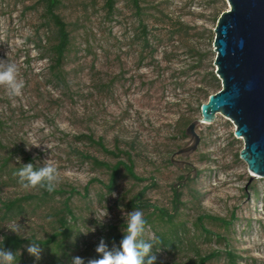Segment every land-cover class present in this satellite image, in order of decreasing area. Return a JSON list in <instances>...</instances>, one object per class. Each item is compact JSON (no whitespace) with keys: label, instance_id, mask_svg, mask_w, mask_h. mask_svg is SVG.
Here are the masks:
<instances>
[{"label":"rangeland","instance_id":"rangeland-1","mask_svg":"<svg viewBox=\"0 0 264 264\" xmlns=\"http://www.w3.org/2000/svg\"><path fill=\"white\" fill-rule=\"evenodd\" d=\"M61 1L58 12L72 44L59 80L45 55L43 0H0V60L14 63L25 85L11 98L0 86V238L16 235L8 228L17 223L30 242L60 235L41 246L40 260L28 254L30 243L24 245L16 264L86 260L97 254L101 238L119 247L123 217L134 209L150 217L145 240L172 237V245L153 249L156 264H198L199 256L215 251L234 252L238 264H264V178L252 177L240 159L244 142L235 137L234 124L218 114L211 125L196 128L194 151L178 153L194 144L186 130L206 103L203 90L216 70L214 29L229 9L226 0H140V11L131 0H116L113 12L106 0ZM87 137L123 155L113 158ZM126 154L145 181L122 169L110 192V171L89 157L114 165L129 163ZM47 159L60 173L56 189H23L14 173ZM175 190L182 195L177 211ZM18 199L21 206L6 217L4 204ZM160 208L174 214L175 226L159 220ZM106 209L109 218L101 226L94 214ZM200 216H206L204 228L225 241L206 235ZM61 219L68 221L63 234ZM209 264L227 260L222 255Z\"/></svg>","mask_w":264,"mask_h":264},{"label":"water","instance_id":"water-1","mask_svg":"<svg viewBox=\"0 0 264 264\" xmlns=\"http://www.w3.org/2000/svg\"><path fill=\"white\" fill-rule=\"evenodd\" d=\"M214 29L215 74L222 89L201 106V118L186 130L195 140L178 153L194 151L199 143L196 128L211 125L218 114L235 126L243 140L240 151L252 177L264 178V0H226Z\"/></svg>","mask_w":264,"mask_h":264},{"label":"trees","instance_id":"trees-1","mask_svg":"<svg viewBox=\"0 0 264 264\" xmlns=\"http://www.w3.org/2000/svg\"><path fill=\"white\" fill-rule=\"evenodd\" d=\"M131 1L133 2L137 10L140 11L141 10L140 0H131ZM61 4H62L61 0H43V13H42V19L44 23L42 26V29L45 31L44 34L48 36L47 37L48 45L46 46V49H45V55L46 57L50 58V61H52L53 63L52 69H53L54 77L59 80L61 79V68L68 58V54H69L71 44H72V36L68 28V24L66 23L64 18L61 16V14L58 12L59 8L61 7ZM115 5H116V0H106V7L110 12H113L115 10ZM143 31L145 32L147 31V26H145L144 24H143ZM49 33H51V35ZM41 41H43V39ZM146 43L148 44V48H149L150 47L149 32H148V40L146 37ZM209 77L210 78H209L208 88L206 89L204 88L203 90V93H204L203 99H205V102H208L209 97L212 95V93L215 94L221 90V81L216 76L214 71L210 72ZM202 104H204V102H202L200 106H202ZM87 139L92 144L99 146L105 153L112 156L113 158L119 159L121 155H123L121 151L116 153V152L108 150L105 147L103 140L95 141L92 137H87ZM126 155L128 156L129 163H126L122 160H118L114 165L99 161L96 158L89 157V159H91L96 166L100 168H105L108 171H110V179H109V184H108V189L110 192H113L116 189L122 169H124L126 174L133 180L138 181V182L145 181V179L140 178L135 173V168H134V164H133L131 157L129 154H126ZM28 159L29 158H27V161ZM7 163H8V160L6 159L4 161V164L7 165ZM46 193H49V192L46 190ZM142 195H145V192H143ZM181 196L182 195L177 190H175L174 211H177L179 207L182 205ZM140 199H141L140 202H144L142 197ZM21 201L22 199H18L16 201L4 204L5 216L7 217L13 211L18 209L21 206ZM133 205L134 207L140 208V209L144 207V204L133 203ZM66 211L67 213L71 214V210L68 206H66ZM156 211H157V216L159 220L163 224H170V225L175 226L174 214H170L169 211L164 208L157 209ZM149 218L150 217H148V219H145L146 227L151 225ZM62 219L60 223V228L62 229L60 231V234H63L64 231H66L68 227L67 219H64V220ZM205 219H206V216H200L198 218V224L200 225L203 232L208 236H214L218 240H224V238L221 237L220 235L212 234L211 232H208L204 228L201 221ZM227 225L229 226V224ZM181 232L182 231L179 228H177V230L174 232V235H175L174 237L178 239L181 236ZM59 236L60 235L58 233L48 240L39 241V242L35 241V242L40 243L41 246L48 247L51 244L55 243ZM157 238L160 241V244L156 246L157 248L162 249L164 247H167L173 244L172 237H167L164 234H157ZM29 243H31L29 240L17 237L16 235H5L3 236V239L0 240V247L13 251L14 253H16V257H18L17 255L20 249H22L24 245L29 244ZM222 255L225 256L227 260V264H238L239 256L232 251H225V252L215 251V252H211L204 256H199L198 264H209L211 261L217 258H220ZM90 258H98V257H97V254H95L91 256Z\"/></svg>","mask_w":264,"mask_h":264},{"label":"clouds","instance_id":"clouds-1","mask_svg":"<svg viewBox=\"0 0 264 264\" xmlns=\"http://www.w3.org/2000/svg\"><path fill=\"white\" fill-rule=\"evenodd\" d=\"M0 86L6 89L10 98L21 96L25 86L24 82L18 79L17 66L8 60H0ZM33 146L39 147L40 145L34 144ZM14 175L19 178V183L25 190L41 188L52 192L60 182V173L56 164L48 159L40 167H35L32 162L22 164V167ZM112 195L116 194L112 193ZM94 215L101 226L105 219L109 218L107 209ZM123 218L125 221V226L122 229L124 235L119 247L109 248L105 239L101 238L95 249L98 258L85 260V258L75 256L72 258L71 264H156L157 256L153 249L155 248L157 252L160 250L156 247L160 241L155 237L144 239L146 228L144 213L134 209L125 213ZM8 229L17 237L26 239L22 234L21 224H14ZM79 233L87 235L88 232L80 231ZM26 250L36 260L41 259L43 249L40 243L33 241ZM16 261V253L0 247V264H16Z\"/></svg>","mask_w":264,"mask_h":264}]
</instances>
